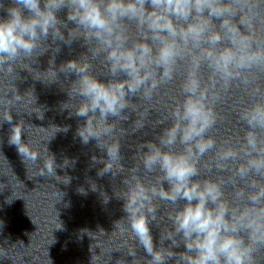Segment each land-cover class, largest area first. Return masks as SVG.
Segmentation results:
<instances>
[{"label":"clouds","instance_id":"1","mask_svg":"<svg viewBox=\"0 0 264 264\" xmlns=\"http://www.w3.org/2000/svg\"><path fill=\"white\" fill-rule=\"evenodd\" d=\"M0 10L7 13L0 17V74L19 78L20 63L50 50L58 53V42L82 41L90 56L102 61L97 70L82 55L55 69L58 76L76 77L64 104L71 101L70 114L84 121L77 131L81 142L95 140L106 154V159L93 157L103 165L98 176L124 167L119 143L106 141L133 113V98L151 102L160 88L179 79L180 99L162 131L141 143L143 172L156 176V185L135 184L120 196L122 220L147 264H259L258 254L264 255V0H0ZM234 87L244 96L234 112L239 140L219 143L217 107ZM20 99L13 93L9 104ZM4 122L12 125L8 143L25 164H36L40 152L22 139V125L13 124L10 108L0 113ZM209 156L211 167L202 171ZM56 168L54 158L46 160L40 176L55 177ZM155 201L175 206L159 246L150 227H159Z\"/></svg>","mask_w":264,"mask_h":264}]
</instances>
